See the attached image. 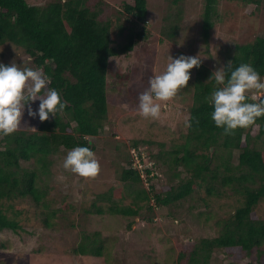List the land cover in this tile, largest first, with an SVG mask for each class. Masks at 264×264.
Wrapping results in <instances>:
<instances>
[{"label":"trees","instance_id":"trees-1","mask_svg":"<svg viewBox=\"0 0 264 264\" xmlns=\"http://www.w3.org/2000/svg\"><path fill=\"white\" fill-rule=\"evenodd\" d=\"M183 1L170 0L171 7L178 6L177 9L182 10ZM242 1L255 4L257 9L264 2ZM122 3L124 10L135 16L137 26L130 29L124 43L119 42V38L127 25L121 23L118 16L101 18L104 7L110 5L106 0H51L45 4L0 0V47L22 49L30 57L23 66L42 68L51 77L49 87L58 89L68 102L56 117L50 114L48 120L38 119L32 127L24 125L33 120L24 112L17 130L0 135V232L19 228L18 220L4 211L6 200L28 199L37 204L47 227L55 226L57 215L70 208L65 199L62 201L64 207H52L47 199L49 187L45 185V178L51 175L57 158L71 148L86 145L94 149L90 138L99 135L109 118L110 60L133 50L140 40L148 37L145 25L142 26L148 20V0H133L132 3L124 0ZM217 12L218 0H206L204 38H208L214 25L212 17ZM178 29L174 21L163 34L173 38ZM225 55L227 72L245 62L257 68L264 78V34L237 43L233 51ZM211 75L209 68H199L195 79H189L178 93L183 96V91L193 86V102L183 108L188 109L191 126L180 136L182 143L173 145L170 150H165L161 143L157 153L146 149L147 155L142 158L139 144L147 141L134 138L130 145H124L128 153L126 166L116 184L123 192L114 191V187L94 192L91 208L86 209L91 214L129 218L128 228L132 229L136 219L153 222L160 208L174 206L194 192L199 193L203 187L206 195L200 199L208 206L214 196L235 195L239 201L235 213L216 221L222 227L220 234L199 241L194 238L195 244L178 242L177 256L169 259L175 264H222L213 261L216 249L229 250L230 254L236 252L238 256L251 255L255 249L264 252V219L254 213L264 199V116L257 118L252 126L225 134L211 119L213 108L206 100L213 88L219 86L209 79ZM138 95L135 89L130 92L131 103L138 105ZM182 99L184 97H180ZM38 105L39 100L32 102L34 109ZM134 149L140 151L141 165L136 164ZM163 164L167 169L165 180L158 186L154 181L162 178ZM14 207L18 208V204ZM143 210L150 215L143 214ZM170 214L175 212L171 209ZM145 239L138 237L137 244L144 247ZM102 248L94 238L82 242L75 252L102 255ZM134 248L139 252V248ZM148 255L144 252L142 259ZM248 264L264 262L252 259Z\"/></svg>","mask_w":264,"mask_h":264},{"label":"rangeland","instance_id":"rangeland-1","mask_svg":"<svg viewBox=\"0 0 264 264\" xmlns=\"http://www.w3.org/2000/svg\"><path fill=\"white\" fill-rule=\"evenodd\" d=\"M48 1L51 0H29L32 4ZM106 1L110 5L104 7L101 18L107 20L118 16L120 22L127 25L119 38V42L124 43L130 29L137 27L136 18L124 10V0ZM125 1L132 3L133 0ZM205 1L184 0L180 5L182 10H178V6L171 7L170 0H148V20L141 23L145 25L148 37L140 40L133 50L110 60L109 118L99 135L90 138L100 162L99 173L95 177L82 178L62 167L66 153L57 158L51 175L45 178V185L49 187L47 199L54 208L64 207L62 201L65 199L70 208L57 215L52 227L45 226L40 206L32 201L6 200L4 211L18 220L19 228L0 232V264H175L169 259L177 256L178 242L195 244L194 238L199 241L200 238L220 234L222 227L217 224V219L235 213L239 201L235 195L214 196L209 201L210 205H205L200 199L206 195L205 187L174 206L160 208L162 214L158 212L153 222L136 219L132 229L128 228L131 219L124 216L96 215L86 211L91 208L94 192L108 191L113 187L114 191L123 192V188L116 184L122 168L126 166L128 153L124 145H130L134 138H138L147 141L139 145L157 153L162 144L165 150H170L173 145L182 143L180 136L187 133L185 119L189 118V113L187 108L186 111L183 108L193 102V86L183 91V96H178L180 89L176 96L161 102L158 118L143 117L138 105L130 101L131 91L135 89L141 93L146 90L149 77L166 68L169 54L173 57L200 55L203 66L190 70V80L193 81L199 68L205 66L213 73L224 67L225 53L232 52L237 43H245L264 34V2L257 9L255 4H246L242 0H218V12L212 17L214 25L208 38H204ZM174 21L179 29L175 37L168 38L163 31ZM29 60L30 57L18 47H0V62L4 64L14 62L23 67ZM250 94L257 95L255 92ZM180 97L184 99L181 101ZM35 122L38 118L26 121L24 125L32 127ZM166 170L163 164V175L154 181L156 185L164 182ZM16 203L18 208L14 207ZM171 209L174 215L170 214ZM254 213L264 219V199L260 200ZM143 214L150 215L146 210ZM89 234L91 239L84 240ZM138 237L146 238L144 247L137 244ZM94 238L103 245L102 255L75 252L82 242H90ZM134 247L139 248V252ZM262 249L264 251V247ZM227 251H213V261L222 264H248L252 259L264 262V252L258 249L251 255L242 256ZM144 252L149 255L142 259Z\"/></svg>","mask_w":264,"mask_h":264},{"label":"clouds","instance_id":"clouds-1","mask_svg":"<svg viewBox=\"0 0 264 264\" xmlns=\"http://www.w3.org/2000/svg\"><path fill=\"white\" fill-rule=\"evenodd\" d=\"M201 64L200 55L169 54L166 68L149 77L148 88L139 93L138 111L145 118H158L162 103L176 96L188 84L191 69ZM230 68V62L228 64ZM209 79L214 87L207 102L212 106L211 119L225 134H233L237 128H247L264 116V78L251 63H240L230 72L225 67L215 70ZM51 77L42 68L20 66L17 63L0 62V135H9L17 130L27 106V115L40 121L48 120L50 114L56 117L67 107V100L61 92L49 87ZM43 92V94H42ZM255 92L257 95H250ZM39 100L37 108L32 102ZM185 126H191V119H185ZM142 158L147 155L140 146ZM133 150L136 164L141 165V155ZM62 167L81 177H95L100 171V162L89 146L77 145L67 151Z\"/></svg>","mask_w":264,"mask_h":264}]
</instances>
